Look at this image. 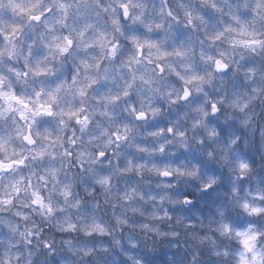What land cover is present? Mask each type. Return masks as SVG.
Here are the masks:
<instances>
[{"label":"clouds","instance_id":"obj_1","mask_svg":"<svg viewBox=\"0 0 264 264\" xmlns=\"http://www.w3.org/2000/svg\"><path fill=\"white\" fill-rule=\"evenodd\" d=\"M0 264H264V0H0Z\"/></svg>","mask_w":264,"mask_h":264}]
</instances>
